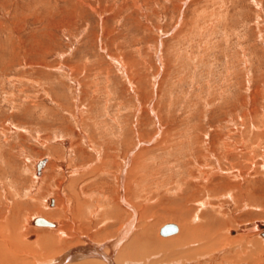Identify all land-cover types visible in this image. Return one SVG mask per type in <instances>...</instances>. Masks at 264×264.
Instances as JSON below:
<instances>
[{
  "label": "rangeland",
  "instance_id": "rangeland-1",
  "mask_svg": "<svg viewBox=\"0 0 264 264\" xmlns=\"http://www.w3.org/2000/svg\"><path fill=\"white\" fill-rule=\"evenodd\" d=\"M256 220L264 0H0V264H264Z\"/></svg>",
  "mask_w": 264,
  "mask_h": 264
},
{
  "label": "bare ground",
  "instance_id": "bare-ground-1",
  "mask_svg": "<svg viewBox=\"0 0 264 264\" xmlns=\"http://www.w3.org/2000/svg\"><path fill=\"white\" fill-rule=\"evenodd\" d=\"M44 162H46V159H45V161ZM36 163V162H35ZM45 163H43V165H44ZM43 165L40 167V169H39V172L37 173V176L39 177L40 175H41V170H42V167H43ZM35 167V166H34ZM36 168V167H35ZM48 201H49V204H51V203H53V199L52 198H50V199H48ZM36 217H38V216H36ZM41 217V216H40ZM35 218V217H34ZM34 218L32 219V222H31V220L30 221H28V224H30V222H31V224H33V226H38V227H46V226H48V228L49 227H53V228H56L57 227V224L56 223H54V222H52V221H49V220H47L46 218H44V219H46L48 222H50V223H44V224H42V223H36V222H34ZM169 224H172L174 227V229L172 230V229H170V231H168V232H166L165 234H161V232H160V234L161 235H163V236H170V235H173V234H176V233H178V231H179V227L176 225V224H174V223H169ZM248 225H250V230H249V232L251 231V232H253V234L255 235V234H258L259 236H261L262 238H264L262 235H261V231H262V229H263V227H264V222L263 221H258V220H256V221H254L253 223H251V224H248ZM187 226V225H186ZM248 227V226H247ZM184 227H182V230H180V232L178 233V235L176 236V237H174L173 239H170L169 241H167V242H165V243H167V245H169V244H171V245H173V246H176V245H178V244H181V243H183V242H186V241H189L190 240V238H189V236H190V234L188 235L187 233H186V231L183 229ZM240 228V227H239ZM131 229V224H128L127 226H125V227H123L122 228V230H121V232L119 233V236L117 237V238H115L116 240H112V241H106V242H103V243H100V244H97V246H95V245H91L90 243H89V241H86V247L85 246H81V247H79V248H77V249H74V250H72V251H70V252H67V254H65V255H62V256H59V257H56V258H52V259H46L45 261H41V262H39L38 264H118V262L120 263L121 261L119 260V259H117V257H119V253H117L116 255H115V253L117 252V251H115L117 248L116 247H118V246H116L117 244H119L118 242H120L121 241V238L127 233L128 234V232H129V230ZM245 229V228H244ZM172 230V231H171ZM193 230V229H192ZM204 230V229H203ZM240 230H242V228H240ZM60 231V230H59ZM188 231V230H187ZM190 231H191V227H190ZM192 232V231H191ZM194 232V231H193ZM199 232V231H198ZM213 232V231H212ZM236 232H237V230H233V233L234 234H236ZM242 232V231H241ZM244 232V231H243ZM250 232V233H251ZM190 233V232H189ZM195 233H196V231H195ZM57 234H58V231H57ZM63 234H64V232H63ZM126 234V235H127ZM143 234V233H142ZM199 234V233H198ZM214 234V233H213ZM60 236V235H59ZM62 236V235H61ZM60 236V237H61ZM128 236V235H127ZM126 236V237H127ZM125 237V238H126ZM136 237H139V236H136ZM199 237H201V238H203V239H205L207 242L208 241H210L211 239H213V235L209 232V231H204V232H201V234L199 235ZM29 238H33V237H29ZM135 238V237H134ZM134 238H133V240H134ZM192 238H194L193 236H192ZM196 238H198V237H196ZM136 240V239H135ZM144 240V239H143ZM147 240V239H146ZM161 241V240H160ZM45 242V241H44ZM85 242V241H84ZM147 242V241H146ZM163 242V241H162ZM164 243V242H163ZM196 244H198V242H194V241H192V242H190L188 245L189 246H191V247H195V245ZM128 245V244H127ZM187 245V246H188ZM183 246V245H182ZM182 246H180V248L182 247ZM186 246V247H187ZM205 247L204 248H206V250H209L213 245L212 244H207V245H204ZM45 247V246H44ZM120 247V246H119ZM161 247V246H160ZM225 247V249H227V247L226 246H224ZM133 248V247H132ZM166 248V247H165ZM119 249V248H118ZM124 249V248H123ZM129 249V248H128ZM164 249V248H163ZM130 250V249H129ZM204 250V249H203ZM125 251V250H124ZM177 251V250H176ZM180 251V250H179ZM182 251V250H181ZM196 250H194V251H192L193 253L195 252ZM201 251V250H200ZM54 252V251H53ZM65 252V251H64ZM196 252H198V251H196ZM195 252V253H196ZM180 253V252H179ZM119 254V255H118ZM126 253H124V255H125ZM216 253H214V255H215ZM118 255V256H117ZM84 256V257H83ZM124 258H125V256H124ZM202 259V258H201ZM4 260V259H3ZM80 260V261H79ZM92 260V261H91ZM204 260V259H203ZM78 261V262H77ZM95 261V262H94ZM72 262V263H71ZM74 262H76V263H74ZM80 262H82V263H80ZM122 263V262H121ZM122 264H133V262H131L130 261V259L129 260H125ZM189 264H191V263H189ZM200 264V263H199ZM208 264H213L212 262H210V263H208Z\"/></svg>",
  "mask_w": 264,
  "mask_h": 264
},
{
  "label": "water",
  "instance_id": "water-1",
  "mask_svg": "<svg viewBox=\"0 0 264 264\" xmlns=\"http://www.w3.org/2000/svg\"><path fill=\"white\" fill-rule=\"evenodd\" d=\"M44 161H45V157L36 160L35 167H36V172L37 173L39 172V169L43 165ZM34 222L42 223V224L50 223L46 219H44L43 217H40V216L35 217L34 218ZM173 227L174 226L172 224L167 223L163 227L160 228V232H161V234H165L166 232L170 231V229L173 230L174 229ZM260 233L264 237V227H263V229H262V231Z\"/></svg>",
  "mask_w": 264,
  "mask_h": 264
}]
</instances>
